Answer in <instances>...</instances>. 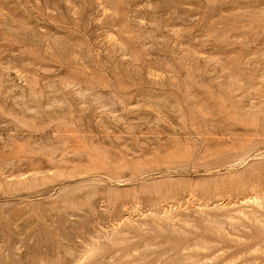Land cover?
<instances>
[{
    "label": "rangeland",
    "instance_id": "obj_1",
    "mask_svg": "<svg viewBox=\"0 0 264 264\" xmlns=\"http://www.w3.org/2000/svg\"><path fill=\"white\" fill-rule=\"evenodd\" d=\"M0 264H264V0H0Z\"/></svg>",
    "mask_w": 264,
    "mask_h": 264
}]
</instances>
